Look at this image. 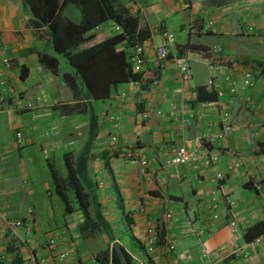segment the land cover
I'll use <instances>...</instances> for the list:
<instances>
[{"label":"crops","instance_id":"1","mask_svg":"<svg viewBox=\"0 0 264 264\" xmlns=\"http://www.w3.org/2000/svg\"><path fill=\"white\" fill-rule=\"evenodd\" d=\"M119 1L137 17V27L149 31L141 43L140 82L117 84L107 98L91 100L81 86L64 82L70 68L59 72L58 62L51 73L38 62V53L57 61L58 55L34 34L21 1L0 0V56L10 60V66L0 65V261L11 260L6 248L13 238L19 264H27L29 248L36 253L39 239L54 235L58 248L72 254L68 264H110L112 243L123 249L128 264H264V239H242L245 229L264 220V0ZM62 15L80 19L71 4ZM119 31L103 22L81 48ZM163 33L173 42L155 67ZM179 55L190 68L185 84L172 61ZM246 72L253 85L238 92L241 103L228 108L221 98L196 100L198 87L224 89V78L241 88ZM221 110L229 113L226 131ZM218 134L223 136L217 139ZM183 142L193 162L165 165ZM127 151L145 152L153 163L141 172L127 162ZM64 155L97 203L112 242L100 230L81 233L85 219L69 190L72 211L64 213L49 175L52 169L65 176V169L61 176L54 167L57 159L64 168ZM93 210L88 208L89 217ZM29 218V234L4 223L25 225ZM149 228L155 242L147 251Z\"/></svg>","mask_w":264,"mask_h":264},{"label":"trees","instance_id":"2","mask_svg":"<svg viewBox=\"0 0 264 264\" xmlns=\"http://www.w3.org/2000/svg\"><path fill=\"white\" fill-rule=\"evenodd\" d=\"M23 11L31 17V24L37 38L48 42L55 55L65 59L71 72L62 75L64 82L70 88L81 86L91 100H102L108 97L109 91L117 84L129 81H138L141 74L131 72L128 61V52L133 45L149 38L148 29L137 27V17L130 14L119 0H20ZM75 5L79 8L80 19L71 21L62 15L66 5ZM111 21L120 31L94 45L81 48V45L92 39V30L103 22ZM196 47H190V49ZM38 62L55 73L58 67L56 57L45 53L37 54ZM24 68H21L20 77H24ZM213 91L206 92L204 87L196 89L197 101H214ZM65 176L56 175L50 169L49 175L53 189L60 199L64 213L72 211V206L65 194L69 190L76 208L83 213L84 222L79 230L84 234L87 229L91 233L102 231L109 242L112 237L105 223L100 217L98 205L93 197L82 187L77 169L71 159L63 156ZM264 184V180L261 181ZM93 208V217H89L88 208ZM86 232V231H85ZM264 235V220L255 222L242 234L245 243H250ZM17 241L13 238L6 251L12 256L9 262L0 261V264H19ZM128 264V257L121 248ZM110 264H119L113 249L109 251Z\"/></svg>","mask_w":264,"mask_h":264},{"label":"built area","instance_id":"3","mask_svg":"<svg viewBox=\"0 0 264 264\" xmlns=\"http://www.w3.org/2000/svg\"><path fill=\"white\" fill-rule=\"evenodd\" d=\"M164 38V44L162 46H159L155 48V59L153 61V65L155 67H159L160 63L163 62L167 58V51L166 46H169L172 44L173 39L172 36L166 33L162 34ZM219 51V50H217ZM144 55L142 46L139 44L133 45L132 48L128 52V61L130 63L131 72L133 74L142 73L143 67H144ZM174 66L176 70L178 71L179 80L181 83L185 84L190 79V68L188 65V61L184 56H175L172 59ZM0 65L4 67L10 66V60L6 57L0 56ZM225 81V88L224 89H217L214 91L216 98H221L225 101V105L228 108H232L234 105L239 102L240 96L238 95V92H243L244 89L250 88L253 85L252 82V76L248 72H246L243 75L242 78V85L241 88H237L236 84L233 80L230 78H224ZM140 80L131 81L132 87H136L139 84ZM211 83H209L210 85ZM8 92L12 94V89L7 88ZM8 93V94H9ZM126 95L125 92H122L119 95V98H124ZM3 99L0 98V101ZM243 103H247V98H242ZM174 109L171 110L169 113V116H173ZM221 120L220 125L223 131L228 130L229 125V113L227 111L221 110ZM113 130L116 129V125L112 126ZM223 136V134L216 135V138L219 139ZM16 138L19 139V134L16 135ZM111 142L115 141V136H112ZM44 156L48 152L44 151ZM125 159L131 166H135L140 169L141 172H143L153 161L149 159L147 154L145 152H135V151H127L125 154ZM193 153L187 148L185 143H181L177 145L174 149L171 151V155L167 161H165V165L167 166H175V165H183V164H190L193 162ZM210 160L212 162L216 161V158L211 157ZM263 160V159H262ZM264 161V160H263ZM255 189H259V186H254ZM28 215H31L32 211L29 208L26 212ZM171 213L165 215L166 218L169 217ZM5 224H7L11 230H15L17 228L23 229L25 234H29V227H30V218L26 220V224L24 225L23 221L16 220L13 222L4 221ZM152 230L146 229L145 235H144V246L146 247L147 251H150L152 249V246L155 242L154 236L151 234ZM17 237L18 240H21L20 237ZM261 239H264V235L260 237ZM260 238H257L255 240H258ZM28 242V241H25ZM30 244V243H29ZM40 245V246H39ZM39 245H38V251L35 253V247L32 246V248H29L31 252H33L29 258V262L27 264H50V263H56V264H68V261L72 259V254L67 252L66 250H60L58 248V239L57 236L54 235H46L43 238L39 239ZM166 251H172L173 246L171 244H167Z\"/></svg>","mask_w":264,"mask_h":264},{"label":"rangeland","instance_id":"4","mask_svg":"<svg viewBox=\"0 0 264 264\" xmlns=\"http://www.w3.org/2000/svg\"><path fill=\"white\" fill-rule=\"evenodd\" d=\"M58 62H59V67H58L59 72L64 71L65 68H70L67 65L65 59L62 58L60 55L58 56ZM54 162H55V164H54L55 169L58 171V174L62 176L63 175L62 173H64L62 161L61 160L59 161L56 159ZM57 201L59 202L58 199H57Z\"/></svg>","mask_w":264,"mask_h":264},{"label":"water","instance_id":"5","mask_svg":"<svg viewBox=\"0 0 264 264\" xmlns=\"http://www.w3.org/2000/svg\"><path fill=\"white\" fill-rule=\"evenodd\" d=\"M111 248L113 249L116 257L118 258L119 264H127L123 252L121 250V247L117 243H112Z\"/></svg>","mask_w":264,"mask_h":264}]
</instances>
